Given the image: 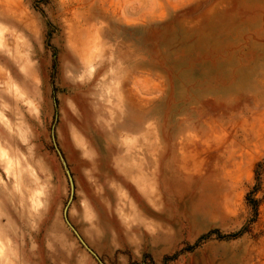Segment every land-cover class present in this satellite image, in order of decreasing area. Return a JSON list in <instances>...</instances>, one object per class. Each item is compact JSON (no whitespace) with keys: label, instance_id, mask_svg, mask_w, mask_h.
<instances>
[{"label":"rangeland","instance_id":"obj_1","mask_svg":"<svg viewBox=\"0 0 264 264\" xmlns=\"http://www.w3.org/2000/svg\"><path fill=\"white\" fill-rule=\"evenodd\" d=\"M0 264H264V0H0Z\"/></svg>","mask_w":264,"mask_h":264},{"label":"trees","instance_id":"obj_2","mask_svg":"<svg viewBox=\"0 0 264 264\" xmlns=\"http://www.w3.org/2000/svg\"><path fill=\"white\" fill-rule=\"evenodd\" d=\"M257 168L259 169L260 166H257ZM259 175H260V174H258V173L256 172V180H258ZM256 190H258V186H257V188H256L254 191H256ZM248 205L252 206L253 210H255V207H256V201H254L253 199H251V197H249V199H248Z\"/></svg>","mask_w":264,"mask_h":264},{"label":"bare ground","instance_id":"obj_3","mask_svg":"<svg viewBox=\"0 0 264 264\" xmlns=\"http://www.w3.org/2000/svg\"><path fill=\"white\" fill-rule=\"evenodd\" d=\"M18 45H19V43H18ZM18 49V48H17ZM19 54H21V53H19Z\"/></svg>","mask_w":264,"mask_h":264}]
</instances>
